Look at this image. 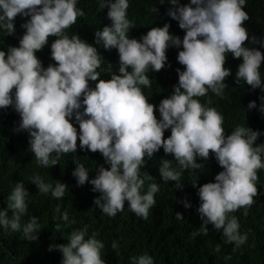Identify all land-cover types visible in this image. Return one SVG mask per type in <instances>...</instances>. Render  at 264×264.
Masks as SVG:
<instances>
[{
	"label": "clouds",
	"instance_id": "clouds-1",
	"mask_svg": "<svg viewBox=\"0 0 264 264\" xmlns=\"http://www.w3.org/2000/svg\"><path fill=\"white\" fill-rule=\"evenodd\" d=\"M167 3L172 6L167 15L185 32L182 41L170 33L167 23L150 28L139 41L129 38L130 30L135 28L127 16L129 0H98L99 10L107 8L111 26L94 32L95 44L117 50L118 72H113L110 63L106 69L102 67L104 59L97 47L77 34H67L85 15L77 7L78 0H0V30L7 36L14 34L18 15L29 18L21 25L25 32L19 46H9L7 52L0 50V109L13 107L19 114L17 131L28 133L30 151L39 166H57L62 154L76 153L78 140L80 150L99 152L109 168L101 166L89 181V170L77 161L72 176L77 186L86 182L92 185V191L99 194L93 203L109 217L122 212L127 202L131 212L148 219L159 185L142 169L161 148L173 157L175 166L173 161L162 160L160 178L177 183L183 171L204 168L197 163L198 158L207 161L213 154L223 171L215 176V182L198 189L197 211L202 223L192 235L207 236V225H212L213 230L222 233L226 244H234L235 251L248 237L241 233L233 213L243 208L247 215L256 202L254 198L260 195L257 181L258 171L264 169V144H256L261 133L246 126H237L226 135L223 115L207 106L211 99L201 103L198 98L208 96L209 91L223 96L228 87L224 81L231 75L224 67L229 53L234 59L242 58L236 83L243 80L253 90H264V55L245 46L247 42H261L255 36L250 38L243 26L249 20L244 11L246 0H190L183 6L179 0ZM150 11L156 13L158 9ZM49 37L56 38L51 44L55 65L44 68L36 53L47 45ZM181 45L177 61L184 71L176 70L178 84L160 101L158 120L156 106L149 103L142 88L151 87L149 70L157 73L165 67L168 48ZM102 71L111 73L110 79H100ZM89 82H96L94 89ZM255 107V102L248 104L249 109ZM73 117L79 132L70 122ZM169 129L171 134L165 139ZM197 180L198 176L191 183L193 188ZM30 182L40 194L50 193L57 200L69 191L67 184L45 183L39 174H34ZM182 187L180 184L178 189ZM29 196L22 181L14 185L7 207L0 209V228L22 232L25 240L37 241L39 218L31 216L22 223L28 213ZM184 207L190 205L185 202ZM56 212L64 227L75 222L69 221L67 211L61 212L60 205ZM176 217L183 220L180 213ZM61 228V224L55 225L56 231ZM87 233V226L74 230L66 244L50 245L48 251H59L61 264H105L101 257L104 243L95 233ZM214 251L220 252V245ZM230 259L225 257L226 261ZM132 264L154 261L144 254L133 257Z\"/></svg>",
	"mask_w": 264,
	"mask_h": 264
},
{
	"label": "trees",
	"instance_id": "trees-1",
	"mask_svg": "<svg viewBox=\"0 0 264 264\" xmlns=\"http://www.w3.org/2000/svg\"><path fill=\"white\" fill-rule=\"evenodd\" d=\"M167 2L168 0H129L127 16L135 24V28L129 32V38L139 41L150 28L163 27L167 23L170 25V33L180 37L182 41L185 32L179 28L177 21L167 15L172 7ZM189 2L190 0H179V5ZM77 7L85 15L78 18L67 30V34H77L82 40L97 47L104 59L102 67L106 69L110 63L112 71L118 72L117 50H105L102 45L95 44L94 32L111 26L107 8L99 10L98 0H78ZM152 8H157L158 11L152 13ZM244 11L249 16V20L243 25L248 30L249 37L255 36L261 42L255 45L247 42L245 46L256 48L264 55V47L261 46L264 43V0H246ZM28 19L18 15L14 21L15 32L11 36L0 30V50L7 52L9 46L18 47L25 32L21 25ZM55 39L49 37L47 45L36 53L44 68L49 64L55 65L51 59V44ZM182 50V45L179 48L170 46L166 52L165 67L157 73L149 70L151 87L142 88L149 103L156 106L155 115L158 120L160 101L167 98L178 84L176 70L184 71V66L177 61L178 52ZM241 63L242 58L234 59L230 53L227 54L224 67L231 71V75L224 81L228 87L223 96L217 97L209 91L208 96L198 99L201 103L211 99L212 103L207 106L216 108L223 115L226 135L237 126H246L260 132L256 144H264V90H253L243 80L236 83L235 74ZM110 75L111 73L102 71L100 79H110ZM261 78L264 85V61L261 64ZM95 83L89 82V86L94 89ZM250 102H255L256 107L249 109ZM70 122L79 132L74 117ZM19 124L20 116L13 107L0 109V209L7 207L8 196L14 185L22 181L30 195L28 213L22 218V223H26L31 216L38 217L41 231L36 233L37 241H27L22 232L0 228V264H61L62 254L56 250L48 251L49 246L66 244L72 231L85 226L88 236L95 233L96 238L104 243L101 257L105 264H132L133 257L144 254L153 257L154 264H264V169L258 171L257 187L260 195L254 198L256 202L247 211V215L243 208L233 213L241 225V233H247L248 237L247 242L234 251V244H226L222 233L213 230L212 225H207V236L192 235L202 223L197 211L200 206L198 189L205 183L215 182V176L223 171L213 154L210 153L207 161L198 158L197 163L203 164L204 168L183 171L182 178L177 183L160 178L158 169L162 160L173 161L175 166L173 157L165 155L161 148L147 162L146 168L142 169L154 177L153 182L159 185V191L155 194L156 204L150 209L148 219H142L131 212L127 202L122 212L109 217L93 203L99 194L92 191V185L86 182L77 186V181L72 176L75 164L79 161L89 170V181L94 179L101 166L109 168L102 155L99 152L80 150L78 140L76 153L62 154L57 166L44 168L37 164L30 151L28 133L17 131ZM170 134V129L166 130L164 138H168ZM34 174H39L45 183L60 181L67 184L69 191L59 200L50 193L40 194L30 182ZM197 176V186L193 188L191 183ZM180 184L183 187L178 189ZM147 187L148 182L145 183V191ZM185 202L190 205L189 208L184 207ZM57 205H60L61 212L67 211L69 221L75 222L64 227L60 214L56 212ZM176 213H180L183 220L177 219ZM11 215L9 211V216ZM58 223L62 225L61 231L55 229ZM216 245H220V252L214 251ZM226 256H231V259L226 261Z\"/></svg>",
	"mask_w": 264,
	"mask_h": 264
},
{
	"label": "bare ground",
	"instance_id": "bare-ground-1",
	"mask_svg": "<svg viewBox=\"0 0 264 264\" xmlns=\"http://www.w3.org/2000/svg\"><path fill=\"white\" fill-rule=\"evenodd\" d=\"M18 40V39H17ZM4 42H5V40H4ZM19 46V45H18ZM159 152V151H158Z\"/></svg>",
	"mask_w": 264,
	"mask_h": 264
}]
</instances>
